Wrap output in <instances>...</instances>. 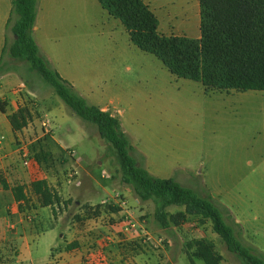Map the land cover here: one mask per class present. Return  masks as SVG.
<instances>
[{
    "label": "rangeland",
    "instance_id": "374dc122",
    "mask_svg": "<svg viewBox=\"0 0 264 264\" xmlns=\"http://www.w3.org/2000/svg\"><path fill=\"white\" fill-rule=\"evenodd\" d=\"M50 1L49 17L36 38L51 66L90 104L108 109L120 120L133 147L132 156L145 169L212 198L240 239L264 256V92L207 91L200 82L171 74L157 57L133 45L120 20L109 16L98 0ZM144 2H149L156 15L160 34L200 37L199 0ZM45 89L29 122L34 126L35 120L47 115L52 136L66 148L55 147L50 136V149L61 157L52 174H47L51 185L70 189L69 195L77 187L66 179L76 169L67 152L72 149L92 175L87 181L90 201L84 207L98 205L105 191L120 192L124 200L128 199L124 192L129 191L132 202L138 200L132 188L122 183L116 155L96 126L75 115L51 87ZM39 136L36 133L30 140ZM77 179L82 180L80 174ZM80 186L77 192L84 184ZM95 186L101 193L93 192ZM137 208L135 217H150L153 238L164 242L125 243L128 247L121 251L118 264H191L187 243L196 239H204L222 255L224 264H242L227 250L210 221L193 218L165 230L154 218L151 201H140ZM143 211L146 216H141ZM26 259L21 256V261Z\"/></svg>",
    "mask_w": 264,
    "mask_h": 264
},
{
    "label": "trees",
    "instance_id": "16d2710c",
    "mask_svg": "<svg viewBox=\"0 0 264 264\" xmlns=\"http://www.w3.org/2000/svg\"><path fill=\"white\" fill-rule=\"evenodd\" d=\"M98 2L109 16L120 20L133 45L157 57L176 77L200 82L207 91L264 92V0H199L201 35L196 39L160 34L158 19L144 0ZM36 18L37 0H12L7 23L12 39L6 38L0 77L9 71L10 64L23 63L27 73L37 74L75 115L95 125L99 136L116 155L122 183L132 188L139 201L154 204V218L161 229L176 228L193 218L210 221L227 250L242 264H264V256L240 239L212 198L199 195L172 178L153 176L132 156L133 147L121 129L120 120L110 111L90 104L41 55L33 37ZM31 116L27 107L11 115L13 130L26 128ZM51 140L50 136H44L29 145V159L46 175L52 174L61 158L50 149ZM0 183L3 190L12 192L16 201H27L24 186L11 188L2 175ZM30 187L39 207L60 204L59 194L46 179L33 180ZM100 207L94 206L96 214ZM108 207L113 211L119 209L114 205ZM173 207L180 209L170 213ZM187 256L191 264H197L196 260L204 264L223 261V256L215 253L204 239L187 243Z\"/></svg>",
    "mask_w": 264,
    "mask_h": 264
},
{
    "label": "crops",
    "instance_id": "0c3cea01",
    "mask_svg": "<svg viewBox=\"0 0 264 264\" xmlns=\"http://www.w3.org/2000/svg\"><path fill=\"white\" fill-rule=\"evenodd\" d=\"M145 3L150 6L149 2ZM11 9L12 0H0V58L6 38L10 34L7 31V23ZM50 9V0H44L43 3L38 0L37 18L33 28V37L39 51L48 59L49 56L42 52L36 35L45 26ZM44 35L46 36V33ZM8 69L9 71L0 77V175L11 188L24 186L27 201H16L12 192L3 190L0 183V264L120 263L121 251L128 247H125V243L140 244V240L132 234L120 232V220L125 210L134 215L135 208L139 207L140 201L136 199L133 203L129 191H125L128 198L125 200L126 208L114 205L119 209L113 211L106 210L105 206L101 205L100 209L103 208L101 211L99 209L101 213L98 215L95 213L94 204L84 207L86 202L90 201L87 194L90 189L87 181L89 178L92 179V175L88 166L84 165L83 159L78 157L74 164L81 176V185L84 184V186L78 192L75 189L81 186L74 187L71 195H69L70 189L59 186L60 184L51 185L53 182L51 183L49 177L38 166L36 168L26 167L18 148L19 140L23 138L30 145L37 140H30L34 134L39 133L38 138L44 137L40 120H35L34 126L29 122L23 130L14 131L9 117L23 107L29 108L30 112H34V109L38 110L37 106L44 99L46 85L38 76L26 77L27 69L23 63L10 64ZM33 82L39 85L35 86ZM101 109L108 111L106 108ZM52 141L55 147L61 150L66 149L54 136H52ZM37 175L44 177L49 186L59 194L61 198L59 205L39 207L30 187ZM95 191L100 192L96 186L93 192ZM108 193L110 192L105 191L106 195ZM72 197L74 201H71ZM144 211L141 216H146ZM106 220H113L114 223L105 224ZM106 235H111L112 240L102 245L101 238ZM73 244H76L74 248H66ZM24 255L28 257L25 262L21 261V256ZM221 264H224L223 261Z\"/></svg>",
    "mask_w": 264,
    "mask_h": 264
},
{
    "label": "built area",
    "instance_id": "2783aa9c",
    "mask_svg": "<svg viewBox=\"0 0 264 264\" xmlns=\"http://www.w3.org/2000/svg\"><path fill=\"white\" fill-rule=\"evenodd\" d=\"M41 121V128H42V135L43 136H51L53 134V128L51 126L50 119L44 115ZM28 126V125H27ZM19 151L21 155V159L23 160V164L26 167H33L36 168L37 165L29 159V142L21 138L19 140ZM68 155L73 159L74 162L77 161L78 156L77 153L72 150H67ZM39 172V171H38ZM79 175V172L77 169H73L67 174V183L72 184L74 186L79 187L81 185V181L77 179V176ZM104 178H109V176H103ZM37 179H44V177H39L38 175L35 177V180ZM98 205H118L122 207L123 209L126 208V202L121 196L120 192H117L115 190L111 191L107 195L104 196V198L99 202ZM96 206V205H95ZM150 218L149 217H142L137 218L134 217V215L128 211L125 210L121 220H120V226L119 230L120 232H126L132 234L134 237L139 239L142 243H154L156 245H161L164 242L163 238L160 239H154L151 231H150ZM101 241V244H105L106 242H110L112 240L111 235L103 236Z\"/></svg>",
    "mask_w": 264,
    "mask_h": 264
}]
</instances>
